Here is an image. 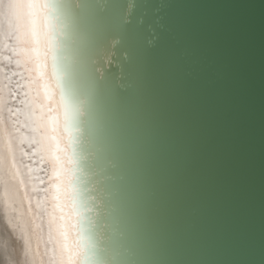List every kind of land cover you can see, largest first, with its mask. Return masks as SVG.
<instances>
[{"label": "snow or ice", "instance_id": "obj_1", "mask_svg": "<svg viewBox=\"0 0 264 264\" xmlns=\"http://www.w3.org/2000/svg\"><path fill=\"white\" fill-rule=\"evenodd\" d=\"M20 6L21 18L0 19V34L29 45L21 51L34 65L37 95L42 90L49 103L59 97L32 114L33 131L44 129L37 142H49L59 165L49 214L50 239L53 229L58 233L56 264H160L153 257L166 243L164 225L199 224L216 201L212 157L195 92L181 80L178 41L153 35L138 62L130 54L138 27L103 0H21ZM104 41L129 51L118 77L101 74L93 59ZM126 79L135 81L134 91ZM99 190L108 195L111 224L107 216L101 222L81 212L92 211L86 197Z\"/></svg>", "mask_w": 264, "mask_h": 264}, {"label": "water", "instance_id": "obj_2", "mask_svg": "<svg viewBox=\"0 0 264 264\" xmlns=\"http://www.w3.org/2000/svg\"><path fill=\"white\" fill-rule=\"evenodd\" d=\"M2 1L7 8L9 0ZM103 2L111 4L117 15H129L138 27L137 43L130 50L136 61L148 55V41L157 33L178 41L184 53L181 80L195 92L201 132L212 157L216 201L211 214L199 224L164 225L166 243L153 258L160 264H264V0ZM22 48L27 47L15 38L1 39L0 84L6 116L15 134L25 137L19 145L34 184L31 205L37 198L41 213L49 215L57 203L59 165L50 147L37 142L43 128L33 131V108L38 116L36 106L46 102L37 95L31 62ZM92 56L101 74L118 77L129 51L122 43L104 41ZM125 82L135 90L134 80ZM89 198L92 211L81 212L101 222L107 216V223H113L114 214L105 209L107 193L91 191Z\"/></svg>", "mask_w": 264, "mask_h": 264}, {"label": "rangeland", "instance_id": "obj_3", "mask_svg": "<svg viewBox=\"0 0 264 264\" xmlns=\"http://www.w3.org/2000/svg\"><path fill=\"white\" fill-rule=\"evenodd\" d=\"M8 3L7 8L2 7L4 2L0 0V19L5 16L10 19L21 18L23 14L20 6L21 0H9ZM3 37L0 34V41ZM28 46L25 44V47ZM25 58H28L27 55ZM31 66L35 77L36 73L32 63ZM39 96L42 102L52 107V103L44 100L42 90ZM7 111L4 91L0 84V138H3L4 143L11 137L20 135L15 134L6 116ZM43 143L45 147L49 146L48 141ZM50 150L52 151L51 148ZM51 156L50 154V158ZM25 164L28 165V162L22 159L20 151L10 154L0 148V264H47L51 261L56 264L59 259V245L54 238L51 244L46 242L50 238V215L41 213V205L37 198L34 206L31 205L33 201L29 193L32 195L34 184L31 177L26 174ZM37 238L40 240V245ZM46 244H48L47 249Z\"/></svg>", "mask_w": 264, "mask_h": 264}, {"label": "bare ground", "instance_id": "obj_4", "mask_svg": "<svg viewBox=\"0 0 264 264\" xmlns=\"http://www.w3.org/2000/svg\"><path fill=\"white\" fill-rule=\"evenodd\" d=\"M54 103H58L57 96L55 98V101L52 103V106H54ZM24 125L26 127H28L27 118L24 121ZM2 139L3 138H0V148H3L5 151H7L10 154H16L20 151V145L19 144L21 141H23L25 139V137L20 134L18 136L11 137L10 139L7 140L6 143H4L5 141H3ZM51 235H52V238H54V239L57 238V232L55 231V229L53 232H51ZM54 241H56V240H54ZM37 242L40 245V240L38 238H37ZM47 247H48V244H46L45 248L47 249Z\"/></svg>", "mask_w": 264, "mask_h": 264}]
</instances>
